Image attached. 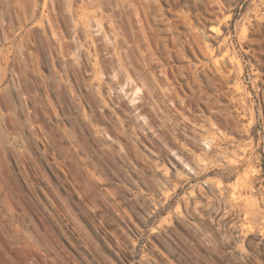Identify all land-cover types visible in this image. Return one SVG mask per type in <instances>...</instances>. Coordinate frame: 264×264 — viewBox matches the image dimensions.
Returning a JSON list of instances; mask_svg holds the SVG:
<instances>
[{
    "label": "rangeland",
    "instance_id": "1",
    "mask_svg": "<svg viewBox=\"0 0 264 264\" xmlns=\"http://www.w3.org/2000/svg\"><path fill=\"white\" fill-rule=\"evenodd\" d=\"M0 264H264V0H0Z\"/></svg>",
    "mask_w": 264,
    "mask_h": 264
},
{
    "label": "bare ground",
    "instance_id": "2",
    "mask_svg": "<svg viewBox=\"0 0 264 264\" xmlns=\"http://www.w3.org/2000/svg\"><path fill=\"white\" fill-rule=\"evenodd\" d=\"M182 162H183L184 164H187V162L184 161V160H182ZM233 189L235 190V187H233ZM234 194H235V193L232 194V195H233V198H235V197H234Z\"/></svg>",
    "mask_w": 264,
    "mask_h": 264
}]
</instances>
